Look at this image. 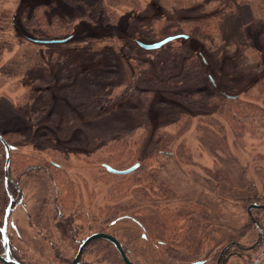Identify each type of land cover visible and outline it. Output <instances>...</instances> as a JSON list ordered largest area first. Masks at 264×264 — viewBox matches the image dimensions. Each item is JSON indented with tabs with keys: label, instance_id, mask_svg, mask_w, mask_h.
<instances>
[{
	"label": "rangeland",
	"instance_id": "obj_1",
	"mask_svg": "<svg viewBox=\"0 0 264 264\" xmlns=\"http://www.w3.org/2000/svg\"><path fill=\"white\" fill-rule=\"evenodd\" d=\"M42 3L53 4L50 16L56 15L55 18L67 24L60 26L56 22L53 27L40 30L54 33V38L72 36L70 46L56 47L54 52L46 53L45 47L28 40L32 33L25 29L24 12L27 11L25 16L31 19L33 8ZM155 17L162 21L152 20ZM200 19H210L209 28L204 22H197ZM177 32L197 38L193 46L212 70L209 75L213 87L244 84L243 87L250 89L249 96L241 94L243 98L253 100V96L260 94V87H264V0H0V45H10L4 50L0 48V68L15 60L28 65L26 61L30 57L41 53L55 77L48 111L39 117L42 98L38 95L26 104L27 86L34 80L15 77L0 87V133L12 134L11 139L17 145L12 151V171L25 191V208H18L12 217L18 233L11 228L9 232L14 248L27 263L65 264L66 261L72 264L79 249L77 242L101 230L117 234L134 248L133 256L137 260L142 261V251L148 256L155 252L160 254L163 263L170 264L174 261L167 256L166 247L174 254H184L190 263L202 259L208 245L212 251L218 242L237 241L243 248H249L264 237L248 222L250 205L258 203L251 201L255 192L259 204L264 205V143L249 137L236 140L225 127L223 133L228 146L224 150V146L218 147L217 129L211 123L215 117L196 111L191 113L180 103H172L169 110L158 107L153 116L150 115L148 128L126 134L140 126V113L134 109L140 106L137 97L128 94L116 99L124 87L110 88L102 83L95 88L88 84L94 79L93 73L109 66L107 59L96 63L90 56L93 52L120 48L130 41L153 43ZM67 48L72 49L73 54L63 57L59 52ZM83 51H89V55ZM134 59L150 62L157 69L162 67V62L153 55L144 54ZM188 85L196 88L198 81L192 79ZM101 91L110 94L109 103H97ZM263 98L264 91L255 100ZM115 134L121 136L120 142L113 141ZM169 138H178V141L168 143ZM73 142L74 145H70ZM109 158L114 159L111 163L117 169H126L135 160L155 164L152 168L156 170L153 173L157 176L155 194L159 204L154 210L126 211L120 216L131 221L123 218L113 225L111 222L102 225L104 214L100 211L123 202L120 195H114V183L108 180L114 177L103 165L110 162ZM50 163L59 165L75 185V219L83 229L73 241L62 240L54 227L53 197L48 200L52 186L34 178L35 172L26 175L31 167ZM231 163L236 169L229 179L218 176L217 173L227 167L229 171ZM219 186L225 188V194L217 189ZM200 203L212 211L211 225L190 221L194 204ZM258 210L254 214L264 229V210ZM178 214L187 217L177 218ZM41 215L44 221L40 224ZM134 220L141 221L142 227ZM190 228L194 231L190 232ZM143 234L149 237L147 242ZM102 242L107 241L90 244L81 261L121 264L115 247ZM183 242L192 244L185 246ZM201 242H204L203 249L198 246ZM263 252L264 246L254 254L259 257ZM255 258V255L253 260L233 258L229 264H255ZM261 261L264 264V259Z\"/></svg>",
	"mask_w": 264,
	"mask_h": 264
},
{
	"label": "trees",
	"instance_id": "obj_2",
	"mask_svg": "<svg viewBox=\"0 0 264 264\" xmlns=\"http://www.w3.org/2000/svg\"><path fill=\"white\" fill-rule=\"evenodd\" d=\"M52 9L53 4H37L33 8V14L31 19L25 16L26 13H28L27 11L24 12L23 15V23L25 29L26 31H28V33H32L28 35V40H31L36 46L45 47L46 53L54 52L55 50H53V48L56 47L70 46L69 42L72 39V36L66 38H54V33H42V30H40L41 28H49L50 26L53 27L56 22H59L60 26H65V24H67L65 20L55 18L56 15L50 16V14L52 13ZM56 19L57 21H55ZM152 20L159 22L162 21V18L155 17ZM208 21H210V19H200L197 22H204L206 27L209 28L210 25L208 24ZM168 38L173 39L172 41L165 44L159 49L145 50L141 47V43L155 44L163 42ZM196 39L197 38L191 37L189 33L187 34L185 32H177L171 35H166L160 38L159 40L154 41L153 43L130 41L126 42L120 48L114 47L111 50L100 53L93 52L94 54H91L90 56H92L93 60H96V63L99 64L101 62H104L105 59H107V61L109 62V66H103L104 68L107 67L104 71L102 70L97 73H93L94 79H92V81H88V84L91 87L96 86L95 88L98 87L97 85H102V83H106V85L110 88L124 87L122 94L116 99H122L128 94H131V96L135 98L137 97L140 102V106L134 109L140 113V126L135 129H131L128 132L126 131V134L131 135L137 132L138 130H142L144 127L148 128L151 124V116H153V114L155 113V109H158V107H162L169 110L170 107L171 109L173 107L172 103H180L181 105L186 106L185 108L189 109V112L191 113H194L196 111L206 113L215 117L212 119L211 123L217 129V139L219 142L218 147L224 146V150L228 146L227 137L225 133H223L225 127H227L232 132V135L236 138V140H243L246 137H249L251 139L259 141L261 144L264 143V98L257 101L255 100L259 99L261 95H263L264 87H260V94H257V96H253V100L242 97L241 94L243 93L249 96L248 91L250 88H248V86L243 87L244 84L236 86L225 85L221 89L213 87L211 75H209L212 70L209 68V64H207L206 59L203 56L197 55L196 50L194 48V40ZM175 41L178 43L174 44ZM9 47L10 45L6 43L0 45L1 50H4ZM71 50L72 49L67 48L66 50L61 51L59 53H62L63 57H67L69 56L67 54H73L72 52L70 53ZM83 52H85V55H89V51ZM144 54L153 55L160 62H162V67L157 69L158 67L156 68L150 62L142 63L140 60L134 59L136 56ZM26 62L30 64L23 65L21 61L15 60L14 62H11L3 68H0V87L2 88V85H4L5 81H7L8 79L15 77L21 78L22 76H24V80L27 77L34 80L32 85L27 86V88L29 89V94H27L26 104L28 102H33L35 98L39 95V97L42 98L39 102V110L37 112L39 113V115L37 114L39 117L42 114L47 113L48 111V98L50 99L52 93L51 86L53 85L55 77L52 71L46 65L43 55H41V53H39L38 55H33ZM89 72L92 73L91 71ZM192 79L198 81V85L196 86V88H190L188 85V83ZM17 87H21V85L17 84ZM95 93L96 95H98V92L95 91ZM109 96V93H102L101 91L97 100L98 102H96L98 104H107L109 103ZM151 108L153 112L151 111ZM187 125L189 126V124ZM199 127L201 131L202 125L200 126L199 124ZM187 128L188 127L186 126L185 129ZM119 134L121 135V133ZM11 135L12 134L6 133L2 134L1 136L6 140V142L10 146L13 147V149H15V146L17 145L16 143H13ZM115 135L117 136H114L113 141L120 142L122 139L121 136H119L118 134ZM131 141L133 140L131 139ZM175 141L177 142L178 138H169L167 140L168 143H174ZM128 143H131L130 140ZM70 145H74V142L70 143ZM0 148V220L2 224L4 221L5 212L10 204L13 191L7 184L5 178L6 152L2 142H0ZM107 160H110V162L103 164L105 168L109 166L113 169L124 171L134 167L135 165H139V167L134 172L124 175L113 174L107 170L112 175V177L117 178L116 180L114 178H108V180L109 182L114 183L112 184V190L114 192V195H120L121 198H123L121 200L123 202L108 206L107 208H104L100 211L101 214H104V220H102V225H107L108 222H111L113 225L117 220L123 218L125 220H130V218L128 217L120 216L126 211L136 209L142 212L146 210H154L155 207H157V205L159 204V202L157 201L158 198L155 194L156 188H158L155 185L157 176H155L156 174L153 173L156 172V170H153L152 168V166H154L155 164L151 165L147 164V161L140 162L138 160H135L134 163L126 169H117L111 163L112 161H114L113 158H109ZM150 162L157 163V160H150ZM13 164L14 155L12 152L10 175L15 178L13 176L12 171ZM235 169L236 168L231 163V169L229 171L227 167V170L219 171L217 174L218 176L224 175L228 178L232 175V172ZM149 171H152V174H149ZM34 172L36 173L35 175H33L34 178L43 179L45 182H48L50 186H52L51 190L53 191L52 194L49 195L48 200L49 198L53 197V205L56 218L54 227L56 228V232L59 233L60 238L62 240L66 239L73 241V238L76 237V235L78 234L80 235L83 229L82 226L76 224L75 217L77 210V202L75 196V185L73 181L68 179V177L65 175L64 170H62L59 165L54 163H50L49 166L31 167L26 171V175H30ZM218 188L222 189V193L225 194V188L223 189V187L221 186L217 187V189ZM256 194L257 193L255 192V196L251 198V201H255L258 203L253 204H259L260 202ZM125 198H127L128 200L125 201ZM259 205L262 204L260 203ZM193 208L194 212H191V214H189V217L192 218L190 220L192 223H206L207 225H211L210 221L213 219V215H211L212 211H209L206 208V205H204L203 203H200L199 205L194 204ZM262 210H264V208ZM254 211L259 210H253L251 214H249L248 212V222H250V227L254 228L256 231H258V233H260L259 227L261 229H263V227L257 221ZM64 213L66 214L65 217H63L62 215ZM184 215L185 214H178L176 216L177 218L187 217ZM199 218L202 219L199 221ZM43 221L44 216L41 215V217H38V223L41 224V222ZM94 221H97V219L95 220L94 218ZM134 221L137 225L142 227L143 224H139V222L141 221ZM193 231V228H190V232ZM93 233L107 232L101 230ZM108 234H111L116 237L124 245L129 259L135 264H170V262L163 263L159 256L160 254L157 255V253L155 254V252L150 253L149 256L145 254L144 251L140 252L142 254L137 253L140 254L142 261L137 260L136 257L134 258V254L136 252L134 248H131V246L123 242L117 234ZM142 238L146 242L149 239V237L147 238L146 234H143ZM232 240H237V238H233ZM81 241L77 242V244L80 245ZM102 243H106L109 246L113 247V245H111V243L109 242ZM183 243L185 244V246H189L190 244H192V242ZM160 245L162 246V244ZM203 245L204 242H201L198 246L203 249ZM166 248L167 256L171 259V261H174V263H179L180 261H189L187 260L186 256H183L184 254H174L172 253L171 248ZM259 248L261 247H255L252 245L251 247L247 248L246 254L251 257V255H254V253L258 252ZM12 251L19 262L23 264H30L24 262L25 260L19 254V251H17V249L13 248ZM119 260L121 264H123V261L120 259V257ZM174 263L171 262V264ZM0 264L2 263L0 262ZM65 264H70V262L65 261ZM79 264L84 263L81 261Z\"/></svg>",
	"mask_w": 264,
	"mask_h": 264
},
{
	"label": "water",
	"instance_id": "obj_3",
	"mask_svg": "<svg viewBox=\"0 0 264 264\" xmlns=\"http://www.w3.org/2000/svg\"><path fill=\"white\" fill-rule=\"evenodd\" d=\"M172 39L173 38H168L167 40H165L163 42H159V43H155V44H142L141 43V47L145 50H156V49L161 48L165 44L169 43L170 41H172ZM0 142H2V144L4 145L5 152H6V165H5L6 180L11 181L12 184L16 188H18V186L12 181V179L10 177V165H11L13 147L10 146L1 135H0ZM138 167H139V165H135L134 167L127 169V170H124V171L116 170V169H113L109 166H107L106 169L110 173L124 175V174H130V173L134 172ZM263 208H264V206H262V205L253 204L249 207L248 212H249V214H251L253 210L263 209ZM11 213H12V209L10 206L6 212L4 227L1 230V232H2V244H3L4 252H3V255H0V261L3 264H22L21 262H19L14 257L12 250H11L10 239H9V235H8V224H9V217H10ZM98 240H104V241L111 243L115 247L117 252L119 253L124 264H135L129 259L124 245L116 237H114L113 235L108 234V233H93V234L89 235L88 237H86L80 243L79 249L77 251V254H76L72 264H79L82 260V257H83V254H84L86 248L90 244H92L93 242L98 241ZM196 264H199V263H196Z\"/></svg>",
	"mask_w": 264,
	"mask_h": 264
},
{
	"label": "flooded vegetation",
	"instance_id": "obj_4",
	"mask_svg": "<svg viewBox=\"0 0 264 264\" xmlns=\"http://www.w3.org/2000/svg\"><path fill=\"white\" fill-rule=\"evenodd\" d=\"M10 177H11L12 181L18 186V188H16L12 184L11 181L6 180L7 184L9 185V187L13 191V194L11 196V201H10V204L8 206V208L11 206V209H12V213L9 217V224H8V235H9L10 245H11V250H12L14 248V244H13V239L10 236V232H9L10 228L18 233V228L15 225V223L12 221V217H13V214L18 210V208H20V207L25 208V191H24L23 185H22V183L18 177L13 178L11 175H10ZM5 178H6V176H5ZM8 208H7V210H8ZM7 210H6V212H7ZM6 212H5V216H6ZM62 215H63V217L66 216L65 213ZM5 216H4V221L2 224H1V220H0V255H3V252H4V248H3V244H2V232H1V230L4 227ZM259 231L261 234H264V229H261L259 227ZM253 246H255V247L264 246V237H261L258 240V242H255V244ZM246 250H247V248L244 249L243 244L241 242H237V241H235V242H218L216 249L211 251L210 246L208 245V249L203 250L206 252H204V256L202 257V259L194 260L190 263L189 262L188 263L182 262L181 264H196V263H199V264H229L233 258H240V259L245 258L248 260L250 258L252 259V257H254V255L256 257L255 261H254L255 264H261V262H262L261 260L264 259V252L261 253V256H259L260 258L258 257V254H254V255H251V257H249L248 254H244V252L247 253ZM12 253H13V251H12ZM24 262H27V261H24Z\"/></svg>",
	"mask_w": 264,
	"mask_h": 264
}]
</instances>
